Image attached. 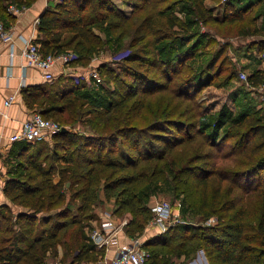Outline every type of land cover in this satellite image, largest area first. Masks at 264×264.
<instances>
[{
  "label": "trees",
  "instance_id": "1",
  "mask_svg": "<svg viewBox=\"0 0 264 264\" xmlns=\"http://www.w3.org/2000/svg\"><path fill=\"white\" fill-rule=\"evenodd\" d=\"M34 1L0 0L4 27L15 20L9 5ZM169 1L145 0L128 15L111 0H54L44 9L35 39L43 53L69 49L74 65H88L105 50L124 54L117 67L96 66L104 95L85 89L84 81L62 78L22 89L29 108L67 131L47 141H17L15 167L2 192L31 212L12 221L11 213L0 211V264H45L58 245L62 263L97 261L101 251L88 241V231L98 218V189L114 199L116 216H128L125 233L133 238L152 217L146 199L165 183L181 198L183 212L215 223L194 227L183 220L145 240L148 264H172L159 257L162 252L189 258L198 249L207 264H264V104L236 113L207 111L198 96L214 78V55L200 70L186 62L200 42L194 25L213 35L221 25L253 23L239 10L256 12L254 4L264 0H245L242 9V0H216L224 5L222 17L207 0ZM185 1L194 19L176 9ZM263 32L257 25L237 29L242 37ZM263 79L259 69L247 74L251 86ZM38 213L48 214L44 227Z\"/></svg>",
  "mask_w": 264,
  "mask_h": 264
},
{
  "label": "rangeland",
  "instance_id": "2",
  "mask_svg": "<svg viewBox=\"0 0 264 264\" xmlns=\"http://www.w3.org/2000/svg\"><path fill=\"white\" fill-rule=\"evenodd\" d=\"M114 6L120 8L126 15H128L131 10L132 6H140L145 3V0H111ZM245 0L239 1V9L244 7ZM171 2V0L169 1ZM235 2L234 6L236 7ZM256 3V2H254ZM206 4H213L216 8L214 13L222 17V9L224 5L222 1L216 0H207ZM256 6V12H252L250 10L244 11L239 10L242 13L245 20L253 19V23H245L241 22L234 23L232 25H221L217 27L214 31L216 34L210 35L206 32V28L200 26L199 24L194 25L192 28L194 33H198V38L200 39L198 46H194L195 56L187 59V64L193 66V69L200 70L205 68V65L212 59L213 57V64L209 66V72L212 74L209 81L211 84L206 85L202 88V91L199 94L200 100L203 102V105L206 107L207 111L213 113L225 108L226 111L239 112V110H243L244 108H248L250 110H254L264 104V93L250 90L245 81H241L239 76V71H243L246 74H249L250 71H253L256 66H264V48L262 42L264 41V32L259 35L253 36H245L242 37L241 35L237 34V29L240 26H255L257 25L261 29L264 30V1H260L259 3L254 4ZM191 3L185 1L179 3L176 9L182 11L183 15H186L189 19H194V15L191 11ZM231 14V13H230ZM215 26V25H213ZM212 29H214L212 27ZM96 32L102 36V38H106V33L104 31H99L95 28ZM114 37H111L113 39ZM111 48H116V45L111 42ZM189 45V43L187 44ZM186 45V46H187ZM69 50V49H68ZM71 51V50H70ZM113 49L111 51H102L94 56H92L91 61L94 60L93 66H97L98 64L106 63V66H118L121 61L117 64L115 61L119 60L121 57H117V54H113ZM87 65H79L81 68H86ZM74 66V63L71 64ZM76 66V65H75ZM205 73V72H204ZM204 73L202 76H205ZM207 76L203 77L205 80ZM204 80V79H203ZM84 82L86 83L85 89L90 90L93 94L104 95L102 90L100 89V84H95L94 82H88L87 78H85ZM105 86H112L110 83H105ZM233 115V114H232ZM54 121H57L55 118H50ZM99 195L103 194V189H98ZM153 199L158 200H167L173 206L174 212H178L180 215L181 222H188L191 226H206L215 223L214 219L210 218L207 220L200 219L199 217H194L191 215L190 211L183 212L181 208V198L175 197L170 189V185L168 183L162 184L159 190L146 199L147 204H149ZM113 198L107 199L104 196L102 201H98L96 206L108 203L111 204L113 202ZM110 202V203H109ZM95 206V207H96ZM94 207V209H95ZM123 217V216H121ZM128 217V216H126ZM146 228V226H145ZM144 228V231H145ZM143 231V232H144ZM152 231V232H151ZM159 233H156L154 230H150L146 233L145 238H153ZM183 238H188L189 231L184 232ZM146 239V240H147ZM181 240V236L178 238L176 237L173 240V244L178 243ZM187 239H185L186 241ZM153 248V247H152ZM159 257L164 260V258L169 259L173 263L179 264H207V258L204 252L201 249H198L194 255L189 258H185V256L181 255L176 257L174 254H169L164 256L163 252L159 254ZM195 260V261H194ZM66 264V263H65Z\"/></svg>",
  "mask_w": 264,
  "mask_h": 264
},
{
  "label": "built area",
  "instance_id": "3",
  "mask_svg": "<svg viewBox=\"0 0 264 264\" xmlns=\"http://www.w3.org/2000/svg\"><path fill=\"white\" fill-rule=\"evenodd\" d=\"M26 8L25 6L17 7L9 5L8 10L17 15ZM36 22H38V19ZM11 36L10 28H5L2 21H0V40L9 41L12 38ZM21 55L27 67L37 68L40 70L42 77L48 81L54 79L52 68L57 62L62 64L63 72H67L68 69L71 70L67 66L75 57L70 50L58 54H45L42 52L40 44L30 38L24 40ZM83 69L86 70L83 78H87L88 82L91 81L95 84L102 82V77L97 71L96 66L89 65ZM80 76L82 77V75ZM80 76H76L75 79H78ZM239 77L241 81L246 82L250 90L264 93V79L257 86H251L248 84L245 72L240 71ZM14 100V94L8 95L2 102L4 109L8 108ZM2 113L3 116H7L5 111H2ZM61 128L62 126L57 121L45 118L39 111H32L21 123L20 129L9 135L8 139L11 142L25 141L34 143L45 141L49 140L53 134L59 132ZM1 190L2 183L0 182ZM149 206L152 217L147 223L145 231L141 235L131 238L127 244L122 246H116L117 240L120 233H125L128 217H119L113 211L109 212L99 207L96 208L98 221L91 225L88 231V241L94 246L95 250L101 251V254H99L97 261L93 262V264H148L150 252L143 246V242L147 239L145 238L146 233L150 230H154L159 234L164 233L169 227L181 221L180 215L178 212H174L173 206L167 200L153 199ZM110 251L112 252L111 256H109Z\"/></svg>",
  "mask_w": 264,
  "mask_h": 264
},
{
  "label": "crops",
  "instance_id": "4",
  "mask_svg": "<svg viewBox=\"0 0 264 264\" xmlns=\"http://www.w3.org/2000/svg\"><path fill=\"white\" fill-rule=\"evenodd\" d=\"M53 1L54 0H36L24 11L17 15L15 14V20L9 27L12 34L11 40H0V182L2 183V187L4 181L11 174L8 173V170H10L11 167H15L16 159L14 158L15 155L13 156V152L17 149V144L20 143L11 142L8 137L12 133L17 132L21 127V123L26 119L29 113L34 111L32 108L27 106L21 91L28 85H36L46 81L42 77L40 70L34 67L26 66L25 60L21 55V51L24 46V40L29 38L34 40L37 39V25L39 18L47 5ZM209 6H212L213 9L216 10L213 4ZM37 19L38 22H36ZM93 62L94 60L91 61L89 65L93 66ZM67 67H70L71 72H63L62 64L57 62L52 68L54 75V79L52 81L62 78L64 83L73 84V82L79 83L80 81L85 80L83 78L86 73L85 69L77 65L71 66V63ZM256 69L264 72V66L262 65L256 66L254 70ZM253 71H250L249 73ZM80 75H82V77ZM76 76H80V79H75ZM77 80L79 81L77 82ZM11 94L15 95V100L8 108L4 109L2 102L8 95ZM2 111H5L7 114L6 117L3 116ZM57 180L58 176H55L54 181ZM99 198V201H102L104 199L103 194L99 195ZM98 207L105 211L111 212L114 209V200L113 202L111 201V204H98V206H96L94 209L95 214L96 208ZM0 211L11 213L12 221H15L20 214H29L31 212L25 209L22 205L12 202L2 192V190L0 191ZM47 216V213H38L36 215L37 221L39 220L43 222L42 227H44ZM97 221L98 218L92 220L90 225H93ZM130 240L131 237H129L126 233H120L116 246L125 245ZM111 251L109 252V256L112 255ZM57 252L58 253L55 258L47 257L45 264H65L60 261L63 253L60 245L57 246ZM86 264H93V262H86ZM194 264H196V262Z\"/></svg>",
  "mask_w": 264,
  "mask_h": 264
},
{
  "label": "water",
  "instance_id": "5",
  "mask_svg": "<svg viewBox=\"0 0 264 264\" xmlns=\"http://www.w3.org/2000/svg\"><path fill=\"white\" fill-rule=\"evenodd\" d=\"M123 54H124V53L118 54L117 57L119 58V57L123 56ZM68 72H71V71L68 69V70H67V73H68ZM60 131H61V132H65V131H67V128H66V127H62Z\"/></svg>",
  "mask_w": 264,
  "mask_h": 264
},
{
  "label": "bare ground",
  "instance_id": "6",
  "mask_svg": "<svg viewBox=\"0 0 264 264\" xmlns=\"http://www.w3.org/2000/svg\"><path fill=\"white\" fill-rule=\"evenodd\" d=\"M194 261H195V260H194ZM195 262H196V261H195ZM195 262H194V263H195ZM192 264H193V263H192Z\"/></svg>",
  "mask_w": 264,
  "mask_h": 264
}]
</instances>
